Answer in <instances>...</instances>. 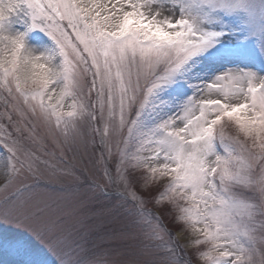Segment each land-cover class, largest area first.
I'll return each mask as SVG.
<instances>
[{
	"label": "snow or ice",
	"instance_id": "1",
	"mask_svg": "<svg viewBox=\"0 0 264 264\" xmlns=\"http://www.w3.org/2000/svg\"><path fill=\"white\" fill-rule=\"evenodd\" d=\"M238 13L246 0H0V151L16 161L0 225L52 264H264V74L166 95Z\"/></svg>",
	"mask_w": 264,
	"mask_h": 264
},
{
	"label": "rangeland",
	"instance_id": "2",
	"mask_svg": "<svg viewBox=\"0 0 264 264\" xmlns=\"http://www.w3.org/2000/svg\"><path fill=\"white\" fill-rule=\"evenodd\" d=\"M251 16L246 13H238V19H234L229 24L230 31L221 37L215 45L209 48L201 56L195 58V63L187 73V79L178 81L168 89L166 95L174 102H179L195 91L193 85L197 82L207 81L217 73L230 68H251L264 74V0H246ZM248 20L247 24L240 21ZM2 104V97H0ZM3 111L0 106V112ZM151 115V114H150ZM155 119V117H153ZM151 123V121H148ZM4 128L0 122V129ZM125 134H127L125 130ZM5 133L0 131V137ZM25 148L29 151L35 149L38 154L44 152L41 144L25 142ZM48 150L51 147L48 146ZM43 158V157H42ZM16 161L10 160L8 155L0 151V188H2L6 175L10 172L12 165ZM18 166V165H17ZM134 179L140 176L139 171L131 173ZM138 189L142 188V182L137 184ZM38 193L46 194L43 188L36 189ZM160 188L156 184H149L142 188L140 194L149 199L147 207L153 212L160 214L161 219L169 228L178 227L180 222L175 219L176 210L169 204H156L152 199L158 195ZM257 237L261 233H256ZM102 250H106L110 245L107 238H100L96 242ZM184 240L179 244L183 245ZM257 247H264L259 243ZM190 251H194L191 249ZM7 257L10 264H52L51 257L45 250L34 244L31 237L22 229L0 225V259ZM0 264L1 261H0Z\"/></svg>",
	"mask_w": 264,
	"mask_h": 264
},
{
	"label": "bare ground",
	"instance_id": "3",
	"mask_svg": "<svg viewBox=\"0 0 264 264\" xmlns=\"http://www.w3.org/2000/svg\"><path fill=\"white\" fill-rule=\"evenodd\" d=\"M0 261L2 264H10L7 257H5L4 260H2V258H1Z\"/></svg>",
	"mask_w": 264,
	"mask_h": 264
}]
</instances>
